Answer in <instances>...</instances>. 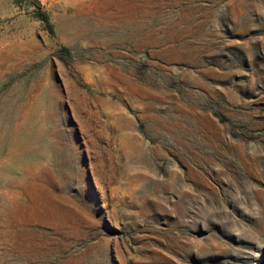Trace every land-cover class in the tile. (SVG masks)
<instances>
[{"label": "rangeland", "instance_id": "rangeland-1", "mask_svg": "<svg viewBox=\"0 0 264 264\" xmlns=\"http://www.w3.org/2000/svg\"><path fill=\"white\" fill-rule=\"evenodd\" d=\"M0 264H264V0H0Z\"/></svg>", "mask_w": 264, "mask_h": 264}]
</instances>
